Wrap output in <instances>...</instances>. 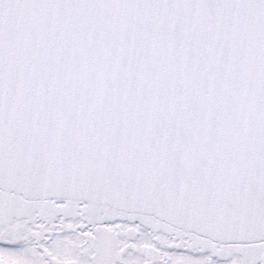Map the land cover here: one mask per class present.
I'll return each instance as SVG.
<instances>
[{"label": "snow or ice", "instance_id": "1", "mask_svg": "<svg viewBox=\"0 0 264 264\" xmlns=\"http://www.w3.org/2000/svg\"><path fill=\"white\" fill-rule=\"evenodd\" d=\"M0 264H264V0H0Z\"/></svg>", "mask_w": 264, "mask_h": 264}]
</instances>
